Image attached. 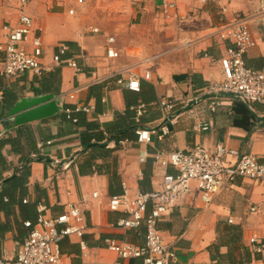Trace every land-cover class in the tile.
I'll use <instances>...</instances> for the list:
<instances>
[{"label": "crops", "instance_id": "0c3cea01", "mask_svg": "<svg viewBox=\"0 0 264 264\" xmlns=\"http://www.w3.org/2000/svg\"><path fill=\"white\" fill-rule=\"evenodd\" d=\"M174 1L178 16L170 18L162 13L163 0L30 1L27 12L34 25L28 48L34 38H41V61L48 71L12 78L0 73V139L9 140L0 150L7 159L0 166V185L24 165L31 168L27 202H21L17 191L10 211H0V248L9 256L26 238L24 223L36 217L40 204L50 216L76 204L86 216L88 250L81 249L78 238H66V264H142L140 258L122 260L106 247L108 238L146 244V227H116L125 213L111 210L109 203L126 190L136 195L159 188L164 173L175 172L157 161V153L223 145L240 156H264V104L247 103L259 117L249 131L234 124L237 98L209 93L210 85L222 77L220 59L233 44L220 38L219 31L240 16L250 18L257 42L246 61L264 68L262 0ZM18 19L17 1L0 0V43L7 41L5 27L16 26ZM110 38L118 57L108 56ZM62 44L68 50L61 64L54 56ZM4 58L0 51V72ZM71 59L80 71L66 63ZM132 76L139 78L140 91L129 88ZM41 94L62 98L63 108L65 103L90 107L85 118L100 128L99 145L86 147L81 137L86 128L63 118V112L14 127L9 115L14 104ZM216 97L222 105L213 111ZM164 98L177 103L173 121L161 106ZM142 104L146 107L139 114ZM136 128L155 130L152 143L139 142ZM145 151L147 160L141 162ZM228 160L234 163L237 157ZM252 206L261 211L251 212ZM160 229L178 256L169 264H244L252 259L251 238L264 234V183L238 177L208 204L193 184L192 192L162 219Z\"/></svg>", "mask_w": 264, "mask_h": 264}, {"label": "built area", "instance_id": "2783aa9c", "mask_svg": "<svg viewBox=\"0 0 264 264\" xmlns=\"http://www.w3.org/2000/svg\"><path fill=\"white\" fill-rule=\"evenodd\" d=\"M16 1L19 19L16 26L5 27L7 41L0 43V51L5 53L0 73L8 78L30 71L43 74L48 68L41 61L43 54L41 38H34L31 49L28 48L34 25L32 17L27 12L31 0ZM161 5L165 17L178 16L176 1L163 0ZM261 5L264 14V0L261 1ZM262 18L264 21V15ZM249 20L248 16H240L219 31L220 38L230 40L233 44L227 49V54L220 59L222 77L210 85L209 93L215 96H233L248 104H264V68H253L246 61L247 54L257 45L249 27ZM114 42L115 39L110 38L107 47L108 56L111 58L119 55L112 46ZM67 50L66 44L59 46L54 61L62 64L61 58ZM66 63L77 72L80 71L75 60L71 59ZM145 77L150 78V73H146ZM129 88L140 91L137 76L129 78ZM221 105V98L216 97L211 109L215 111ZM161 106L165 109L168 120L173 121L176 117L173 112L176 111L177 103L164 98ZM145 107L144 104L137 106L138 113L142 114ZM77 110L89 112L91 108ZM68 112L70 113V110ZM168 132V128L164 127L163 133ZM155 133V130L144 128L136 130L138 141L146 144L152 143ZM147 156L148 153L143 152L141 162H146ZM229 156L237 157V160L232 163L228 160ZM155 157L157 161H162L165 166L175 170L164 173L159 188L136 195H131L126 190L123 194L110 199L111 210L125 213V216L115 224L116 227L122 229H137L142 225L146 227L144 246L114 238L106 239V247L122 260L142 258V264H169L177 261V254L165 243L160 222L192 192L193 184H196L203 200L208 204L238 177L264 183V156L253 154L240 156L236 150L223 145H219L215 150L204 145H196L187 151L157 153ZM250 211L257 213L261 209L260 206H252ZM24 224L28 228L26 238L18 244L14 256H9L7 249L0 248V264H66L62 242L68 237L78 238L81 249L84 252L88 250L84 239L88 230L86 216L76 204H68V210L56 216H50L47 207L40 204L36 222L28 220ZM250 248L252 259L244 264H264V234H255L251 238Z\"/></svg>", "mask_w": 264, "mask_h": 264}, {"label": "trees", "instance_id": "16d2710c", "mask_svg": "<svg viewBox=\"0 0 264 264\" xmlns=\"http://www.w3.org/2000/svg\"><path fill=\"white\" fill-rule=\"evenodd\" d=\"M64 56L65 54L61 58L63 62H64ZM68 110H70V113L68 112ZM85 112L86 111L84 110H77V108H75L71 104L65 103L62 116L66 120H69L70 122L74 123L76 126L85 127L86 130L81 132L83 144L86 147H94L96 145H99L98 143H100L101 130L96 123L86 122ZM233 112H234L233 114L234 124L240 127H244L245 129L249 131L252 130L253 126L255 125V122L259 120L257 113L254 112L246 102L239 100L238 98L234 102ZM137 129L138 128L135 129V133ZM86 133H89L87 137L85 136ZM92 139H95V142H93ZM8 141L9 140L7 139H0V150L4 147V145H6ZM37 159H41V158H37ZM6 163H7L6 157H3L0 155V166L5 165ZM19 170H20L19 172L13 174L11 177L3 178L1 180L0 211H6V212L10 211L11 207H13V205L17 202L16 197H15L17 191H21L22 193L21 202L23 203V201H25V198H24V195L26 193L25 185L27 184L29 176L31 174V168H30V165L27 164V165H24ZM35 216L36 217H34V219L32 220L33 222H36L37 220L38 207H37V213ZM24 227H25V224H24ZM26 229H27V234H28V228Z\"/></svg>", "mask_w": 264, "mask_h": 264}, {"label": "water", "instance_id": "95a60500", "mask_svg": "<svg viewBox=\"0 0 264 264\" xmlns=\"http://www.w3.org/2000/svg\"><path fill=\"white\" fill-rule=\"evenodd\" d=\"M62 98L55 94H41L19 99L9 112L14 127L38 121L63 112Z\"/></svg>", "mask_w": 264, "mask_h": 264}]
</instances>
